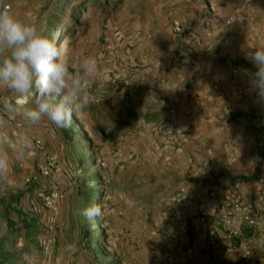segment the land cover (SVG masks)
Here are the masks:
<instances>
[{"label":"rangeland","instance_id":"rangeland-1","mask_svg":"<svg viewBox=\"0 0 264 264\" xmlns=\"http://www.w3.org/2000/svg\"><path fill=\"white\" fill-rule=\"evenodd\" d=\"M4 2L98 75L68 127L0 104V264H264V0Z\"/></svg>","mask_w":264,"mask_h":264},{"label":"clouds","instance_id":"clouds-1","mask_svg":"<svg viewBox=\"0 0 264 264\" xmlns=\"http://www.w3.org/2000/svg\"><path fill=\"white\" fill-rule=\"evenodd\" d=\"M0 88L15 95L17 100L31 97L34 107L13 105L0 101L3 109L18 112L31 123L47 118L56 127H68L74 113L83 111L89 103L88 88L98 75L94 57L81 60L79 71L70 72L69 62L61 50L36 25L19 20L11 6L0 0ZM256 71L252 86L264 98V47L257 48L250 56ZM30 143V141H29ZM8 160L0 156V176L8 169ZM86 218L102 216V208L94 204L82 213Z\"/></svg>","mask_w":264,"mask_h":264},{"label":"built area","instance_id":"built-area-1","mask_svg":"<svg viewBox=\"0 0 264 264\" xmlns=\"http://www.w3.org/2000/svg\"><path fill=\"white\" fill-rule=\"evenodd\" d=\"M47 171L46 170H44V169H41V171H40V174L41 175H47ZM233 234H234V236H235V238L237 237V235H238V232L237 231H234L233 232ZM244 255V254H243Z\"/></svg>","mask_w":264,"mask_h":264},{"label":"crops","instance_id":"crops-1","mask_svg":"<svg viewBox=\"0 0 264 264\" xmlns=\"http://www.w3.org/2000/svg\"><path fill=\"white\" fill-rule=\"evenodd\" d=\"M235 259V258H234Z\"/></svg>","mask_w":264,"mask_h":264}]
</instances>
